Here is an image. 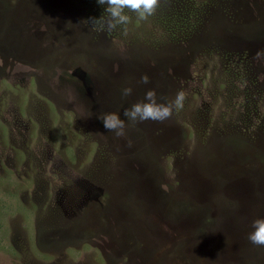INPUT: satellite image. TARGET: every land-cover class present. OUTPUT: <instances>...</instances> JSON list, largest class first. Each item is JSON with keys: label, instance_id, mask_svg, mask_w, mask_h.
I'll return each instance as SVG.
<instances>
[{"label": "rangeland", "instance_id": "rangeland-1", "mask_svg": "<svg viewBox=\"0 0 264 264\" xmlns=\"http://www.w3.org/2000/svg\"><path fill=\"white\" fill-rule=\"evenodd\" d=\"M102 11L0 0V264H264L247 239L264 216V0H159L126 34L94 30ZM147 89H183V107L122 137L96 119Z\"/></svg>", "mask_w": 264, "mask_h": 264}, {"label": "clouds", "instance_id": "clouds-1", "mask_svg": "<svg viewBox=\"0 0 264 264\" xmlns=\"http://www.w3.org/2000/svg\"><path fill=\"white\" fill-rule=\"evenodd\" d=\"M101 6L103 14L99 17H90L89 21L96 31H112L120 27L122 34L127 33V25L130 21L128 12L135 15L137 20H144L152 16L157 9L159 0H95ZM127 9V12L125 11ZM257 58L264 56V52L257 51ZM142 83L148 82L147 75L140 78ZM132 92L131 87L121 89L122 96H128ZM185 91L179 89L170 100L159 101L155 89H147L142 100L131 103L121 114L116 112H104L96 116L103 128L112 132L116 137H122L126 132L125 120L130 124L143 122L145 120L164 121L169 118L174 111L183 107ZM247 239L253 245L264 246V216L257 217L251 221L250 231Z\"/></svg>", "mask_w": 264, "mask_h": 264}]
</instances>
